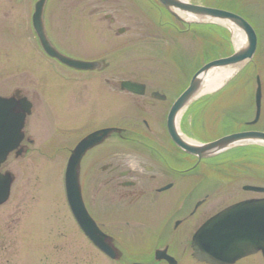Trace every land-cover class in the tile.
Listing matches in <instances>:
<instances>
[{
    "label": "rangeland",
    "instance_id": "obj_1",
    "mask_svg": "<svg viewBox=\"0 0 264 264\" xmlns=\"http://www.w3.org/2000/svg\"><path fill=\"white\" fill-rule=\"evenodd\" d=\"M34 1L36 0H0L3 7V26L9 31L12 29L17 31V44L11 36L2 32V47L5 52L2 56L4 83L0 95L6 97L10 95L11 85H21L37 93L40 100L26 126V133L33 140L32 144L28 143L29 152L24 158L11 156L4 167L15 175V182L8 202L0 208V239L4 237L10 242L7 251L0 252V264H58L59 261V264H110L109 260L84 238L65 200V167L77 138L79 141L88 132L105 125L133 128L146 136L147 129L143 123L135 121L141 115L135 97L121 92L120 82L132 80L144 83L148 88L160 90L168 96L167 104L170 108L181 92L188 87L194 73L209 59L202 56L198 64L195 58L200 55L202 44L190 35H180L168 27L165 28L162 22L168 20L159 17L161 14L158 16L151 13L150 6H145L144 0H119L121 11L110 14L45 13L44 20L57 42L68 41L64 31L66 26H78V35L75 34L73 39L78 60H97L103 65L101 71L76 72L51 61L40 51L31 29ZM188 1L201 5L217 3L216 0ZM117 4L108 3L112 6ZM244 4V11H240L239 14L248 20L259 37L264 39V0L258 2L244 0ZM107 15L114 18V24L105 18ZM175 23L179 30L183 28ZM79 27H83V31ZM122 28L126 29V32L119 33V29ZM230 29L231 45L233 50H236L234 30L232 27ZM220 43L222 38H216L213 42L217 48L221 47ZM13 44L18 50V58L14 55L18 62L15 72L12 69L5 70L10 64L8 57L14 53ZM217 48L212 53L213 58L224 53ZM243 68L244 66H240L236 69L235 75L239 74L230 84L233 93L236 87H242L248 77L255 81L253 65L249 64L247 68ZM225 70L216 69L213 70V74H221ZM76 77L78 95L81 93L80 97L78 96V104L75 98ZM260 77L264 81V73ZM107 80H111V84L108 85ZM108 86H112L113 92V99L110 101L106 98ZM243 87L246 97L244 108L250 113L253 105L252 86L247 83ZM219 90L202 93L198 99L210 102L205 101L203 104L198 102L193 106L195 112L197 110V120L209 131L204 135L205 138L229 132L225 129H216L215 126L221 119L225 118L227 121L235 117L233 111L236 108L241 110L240 106L237 107V103L240 102L237 93L227 97L231 91L221 95ZM218 93L219 96H212ZM240 99L243 100V93ZM91 102L95 110L94 117L83 115L80 120V113L77 110L83 107V112L88 113L87 108ZM107 111L112 112L113 121H102ZM189 122L187 120V123ZM148 123L153 127L152 121ZM156 138L164 142L161 136ZM129 148L131 147L119 136L114 135L104 147L96 149L87 157V161L93 163V168L81 173V179L85 204L93 218L107 220L110 200L109 187L106 185L108 173L107 170L103 171L102 167L111 161L108 155L122 156V160H126V167L131 168H136L139 163L147 160L145 153L140 151L129 155L126 150ZM123 151L126 152L125 155ZM248 154L249 158L246 159ZM262 154L263 152L259 153L257 150L242 156L241 152L232 151L219 157V163L226 161L228 164L224 163L223 166L236 168L237 171L234 172L240 175L234 180L238 183L236 187L238 190L217 196L224 198L258 196L243 191L242 187L250 184L264 185V160L258 157ZM233 156H240L242 159L234 161ZM172 164L177 167L180 163L173 160ZM35 220L39 222V226L34 228L35 244L24 243L23 241L28 239L25 233L30 226L28 222ZM52 229L56 230V234L59 233L58 230L63 232V237L61 236L64 243L63 252L53 249L59 238L50 243L39 242V232L47 234V231ZM6 232L8 237L4 236Z\"/></svg>",
    "mask_w": 264,
    "mask_h": 264
},
{
    "label": "flooded vegetation",
    "instance_id": "obj_2",
    "mask_svg": "<svg viewBox=\"0 0 264 264\" xmlns=\"http://www.w3.org/2000/svg\"><path fill=\"white\" fill-rule=\"evenodd\" d=\"M36 1L32 4V11ZM101 1L100 3L98 0H48L45 6V13L94 14L107 12L110 14L119 12L122 9V6L119 5V0ZM109 2L118 4L112 6L108 5ZM143 2L145 6H150L152 12L162 13L163 10L165 11L158 0H144ZM2 8L0 4V90H2L4 83L2 76L4 70L2 56L5 52L3 50L4 47H2L3 33L11 36L14 43L17 42L16 29L9 31L2 24ZM238 8L240 11H244V0H239ZM105 18L114 24L115 20L111 15H107ZM85 27L89 28L90 26ZM31 29L34 33L32 27ZM46 29L50 42L60 53L78 60V53L75 50L76 46L73 43L75 34L76 36L78 35V26H66L64 31L68 41L62 40L60 42H57L52 37L48 26H46ZM122 29H119V32ZM80 30L83 31V27ZM123 31L126 32V29ZM36 41L40 51L47 58L57 62L60 66L67 67L48 57L41 49L39 41ZM13 47L12 52L14 53L8 57L10 64L5 70L12 69L15 72L18 68V62H16L14 55H17L18 58V50L15 44H13ZM250 64L253 65L252 73H256L255 81H252L253 85L251 87L253 105L250 113L244 108L245 97L243 96V100L240 99V95L242 93L245 94L244 87L236 89L234 93H228L229 90L224 88V93H228L227 97L237 93L240 101L237 103V107H241V110L236 108L237 110L233 111L235 117L227 121L224 118V121H222L223 127L229 130L227 134L246 131L264 133V81L260 77L264 73V39H261L258 33L256 53ZM76 72L78 71L76 70ZM257 78H260L262 83V106L260 111L256 105ZM75 82V98L78 104V96L80 97L81 95V93L78 95V77L75 78ZM107 84H111V80H107ZM11 87L10 95L6 96L7 98H13L17 102L28 99L32 103V114L25 120L27 121V126L29 118L35 113L40 104L39 95L21 85H11ZM107 88L106 98L110 101L113 99L112 86ZM156 93L165 95V98L162 100L158 99L154 96ZM129 94L135 97L137 108L141 113L139 115L140 118L135 121L143 123L147 129V135L139 134L133 128H122L123 131L121 133L111 134L102 145L90 150L83 158L80 167V177L81 173L93 168V163L87 161V157L96 149L104 147L114 135L119 136L127 146L131 147L126 149L129 155L140 151L148 157V162L145 160L139 163L136 168H131L126 167V160H122V156L118 154L108 155V159L111 161L102 167L103 171L107 170L108 173L106 185L109 187L108 197L110 200L108 214L106 215L107 220L94 219L105 234V242L113 249L114 256H105L88 238L84 237L89 244L103 254L110 264H210L195 258L193 248L195 235L202 227L208 225L207 236L208 241H210V234L216 226L211 222L212 219L218 213L236 204L243 203L245 206L236 214L238 219L233 222L231 221L232 215H228L227 219L221 221V227L224 232L229 234L234 232L243 236L244 234L249 236L254 234L257 237L256 244L264 248V193H255L258 196L243 198L218 197L220 194L232 193L231 190H238L236 188L238 183L234 180L240 174L234 172L236 168L222 167L220 164L212 163L210 159L199 160L195 156L184 153L172 142L167 131V117L171 107L169 108L167 104L168 96L166 94L160 90L148 88V86H146L144 95ZM77 111L80 113V120H82L83 115L92 118L95 114L92 102L89 103L87 108L88 113L83 112V107ZM105 115V119L103 118L102 121H113L112 112L107 111ZM149 121H152L153 127L150 126ZM78 122L80 123V121ZM224 123L227 125L225 126ZM26 126L21 147L12 152L9 158L11 156L24 158L29 152L28 143L32 144L33 140L27 135ZM110 127L113 126L97 127L80 140L94 131ZM156 136H161L164 142H161ZM80 140L78 141L77 138L75 147L78 146ZM19 152H21V155L18 154ZM173 160L179 162V166L174 167L172 164ZM6 163L2 166V172H8L4 169ZM233 172L234 175H232ZM254 185L259 186L258 184ZM242 190L244 191V186ZM2 207L4 206H0V208ZM217 207L220 208L218 209ZM28 225L30 226L25 231L28 239L23 242L33 245L35 244L34 228L39 226V222L38 220L30 221ZM15 227H17L16 224ZM55 231L54 229L49 230L47 234H43V231H40L38 234L39 242L50 243L59 238L58 243H54L53 249L57 252H63L64 243L61 241L63 232L58 230L59 233L56 234ZM4 236L8 237L9 235L6 232ZM9 244V240L4 237L0 239V252H6ZM225 264H264V254L262 250H259L233 258Z\"/></svg>",
    "mask_w": 264,
    "mask_h": 264
},
{
    "label": "water",
    "instance_id": "obj_3",
    "mask_svg": "<svg viewBox=\"0 0 264 264\" xmlns=\"http://www.w3.org/2000/svg\"><path fill=\"white\" fill-rule=\"evenodd\" d=\"M47 1L48 0H37L32 15V27L45 54L58 60L65 66L78 71H94L100 69L102 67L101 62L72 59L54 48L47 36L44 20ZM159 1L170 14L182 22L188 24L208 21H215L223 24L227 23L239 29L246 37L245 47L236 50L235 53L229 57L211 61L198 70L192 78L188 88L174 102L167 119V130L171 140L185 153L196 156L200 160L214 157L240 144L255 143L264 145V133L261 132L236 133L205 144L188 142L185 137L182 136L178 129L180 114L199 96L207 86V83L212 81V79H209L210 73L213 70L221 68H237L251 61L257 49V34L248 21L233 12L190 2H182L180 0ZM178 13L191 15L194 20L185 21ZM258 85L257 107L260 111V80H258ZM120 87L123 91L138 95H144L146 92V86L144 84L132 81H123ZM154 96L157 98H164L158 93ZM31 113L32 104L27 99L17 102L13 98L0 97V168L8 159L10 153L19 149L24 139L23 130L26 124L25 120ZM121 131L122 130L118 128H106L86 136L78 143V146L73 149L65 171L66 197L75 220L85 235L94 242L101 251L112 257L114 256L113 249L105 242V234L98 227L86 208L80 182V167L83 158L90 150L101 145L111 134L121 133ZM18 154L21 155V152ZM14 181L15 176L12 173L8 172L2 174L0 172V206L9 200ZM246 189L256 192L264 191V189L257 187H247ZM244 206V204L235 205L229 210L218 214L212 221L219 223L228 213H232L235 218V214ZM206 230L207 228L203 227L196 234L193 243L195 251L194 256L200 261L212 264H225L230 262L233 258L235 259L244 254H249L250 252L262 250L264 254V248L255 244L257 242L256 236H241L237 232L232 234L225 233L223 232V228L218 226L215 232L211 234V240L208 241L205 236ZM242 238H244V240H242ZM247 240H249V242H247Z\"/></svg>",
    "mask_w": 264,
    "mask_h": 264
},
{
    "label": "trees",
    "instance_id": "obj_4",
    "mask_svg": "<svg viewBox=\"0 0 264 264\" xmlns=\"http://www.w3.org/2000/svg\"><path fill=\"white\" fill-rule=\"evenodd\" d=\"M216 1L217 3L215 4H208L206 2L205 3L208 5L224 8V9L239 13L238 12L239 11L238 10L239 0H216ZM162 15L164 17H169L167 18L168 22L165 21L162 24H164L165 26L170 25L180 35H184V34L190 35L193 39L198 40L202 44L203 57L209 60L212 59V53L217 48L215 44H213L216 38L218 39L222 38V43H220L221 45L220 49L224 52V54L228 55L231 53L232 51V45L230 41L231 35H230L229 30H227L226 28L219 26V25H214V24L188 25L182 22H178L164 10L162 11ZM175 22H177L178 25H180L183 28L179 30ZM183 121L184 122L182 124V129L184 132H187V129L185 127V121H187V117H185Z\"/></svg>",
    "mask_w": 264,
    "mask_h": 264
},
{
    "label": "bare ground",
    "instance_id": "obj_5",
    "mask_svg": "<svg viewBox=\"0 0 264 264\" xmlns=\"http://www.w3.org/2000/svg\"><path fill=\"white\" fill-rule=\"evenodd\" d=\"M180 1L188 2V0H180ZM178 15L182 19H184L185 21L194 20V18L191 15H188V14L178 13ZM225 24H227V23H225ZM227 25H229V24H227ZM229 26L232 27L233 30H234V37H235L234 38V43H235L236 49L239 50V49L245 47L246 38H245L244 34L240 30H238L237 28H235V27H233L231 25H229ZM213 73L214 72L212 71L210 73V77H209V79H212V81L207 83V86L203 89V91L199 95H201L202 93L212 92V91H215V90L219 89L230 77H232L236 73V69L228 68L224 72H221V74H213ZM184 113L185 112L181 113L180 117H182L184 115ZM186 140L188 142L192 143V141H190L188 139H186ZM244 155H245V153H244ZM237 159H239V156L234 157V161H236ZM224 163H226V162H222V163H219V164L222 167H225V166H223ZM226 164H228V163H226Z\"/></svg>",
    "mask_w": 264,
    "mask_h": 264
}]
</instances>
